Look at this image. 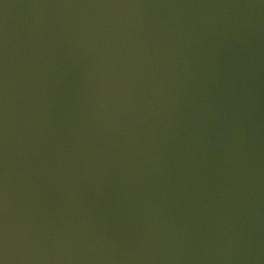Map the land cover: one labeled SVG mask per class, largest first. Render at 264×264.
Listing matches in <instances>:
<instances>
[{"label":"water","instance_id":"obj_1","mask_svg":"<svg viewBox=\"0 0 264 264\" xmlns=\"http://www.w3.org/2000/svg\"><path fill=\"white\" fill-rule=\"evenodd\" d=\"M0 264H264V0H0Z\"/></svg>","mask_w":264,"mask_h":264}]
</instances>
